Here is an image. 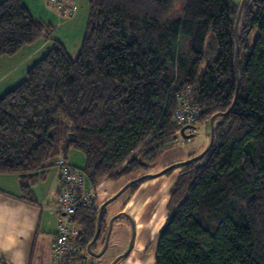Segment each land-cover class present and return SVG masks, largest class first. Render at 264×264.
Masks as SVG:
<instances>
[{
	"label": "trees",
	"instance_id": "trees-1",
	"mask_svg": "<svg viewBox=\"0 0 264 264\" xmlns=\"http://www.w3.org/2000/svg\"><path fill=\"white\" fill-rule=\"evenodd\" d=\"M238 9L232 0H89L79 53L55 41L0 97V173L17 174L22 198L33 202L41 172L58 168V157L67 160L75 149L85 157L79 171L87 187H121L156 167L176 143L187 126L174 116L182 102L200 109L193 129L209 124L230 108L239 80L233 108L215 119L211 149L182 165L170 189L154 264H264V0L244 4L236 65ZM52 30L21 0H4L0 58L50 38ZM104 201L94 192L90 204L76 200L67 215L57 198L59 223L69 216L76 230L73 264H94L87 245ZM106 208L93 250L104 244Z\"/></svg>",
	"mask_w": 264,
	"mask_h": 264
},
{
	"label": "crops",
	"instance_id": "crops-1",
	"mask_svg": "<svg viewBox=\"0 0 264 264\" xmlns=\"http://www.w3.org/2000/svg\"><path fill=\"white\" fill-rule=\"evenodd\" d=\"M3 1L0 0V3ZM21 1L34 17L51 26L61 22L58 15L50 8L51 5H55L64 18L72 17L64 22L66 24L74 20L79 13V11L77 13V6L75 7L72 3L61 5L64 0H47L52 4H46L45 0ZM88 17L86 18L87 22ZM63 27L66 32L72 35V30L68 25ZM79 33L80 30H78V37ZM55 41L63 43L65 48L69 49L60 37L51 36L50 38H40L33 44L23 46L13 56L0 58V97L26 78L30 67L50 51ZM82 43L78 41L74 49L69 52L77 55ZM73 150L70 149L68 152V164L76 170L83 169L85 167L84 155L78 154L74 159H69V153ZM187 156H182L177 161L186 160L189 158ZM166 161L168 162V160ZM163 167H154L148 172H158ZM174 181L171 173L149 178L142 182L132 195L126 196L123 200L122 206H125L123 209L133 217L137 232L134 249L121 264H154L155 253L147 255L152 246V237L149 238L152 221H156L158 217V213L155 214L156 206L166 203L167 196L165 194L169 192ZM85 183L87 186L86 178ZM102 185L97 186L100 189L99 193L102 192L101 195L109 197L123 186L119 187L118 184L112 183H103ZM60 186L59 169L55 165L44 169L31 190L34 201L29 202L22 198L19 176L0 173V264H55L54 244L57 226L63 217L57 206ZM164 195L165 200H162ZM144 215H148V218L146 219ZM160 222L162 221L160 220ZM140 227L143 228L141 232L139 231ZM70 242L73 243V238L70 239ZM95 251L98 252L97 249Z\"/></svg>",
	"mask_w": 264,
	"mask_h": 264
},
{
	"label": "rangeland",
	"instance_id": "rangeland-1",
	"mask_svg": "<svg viewBox=\"0 0 264 264\" xmlns=\"http://www.w3.org/2000/svg\"><path fill=\"white\" fill-rule=\"evenodd\" d=\"M73 1V2H72ZM71 2L69 0H64L61 2L63 6L66 5V3H72L75 7L77 6L79 13L75 16V19L69 22L68 24L64 23L67 22L68 19H71L72 17H66L64 18L57 7L55 5H51V9L58 15V17L61 19L62 25L58 24H52V37H60L67 47V51H72L78 43V41H83L85 32H86V18L88 17V10H89V4L88 0H72ZM236 4H240L241 0H232ZM46 4H52V2L45 0ZM83 12V14H82ZM85 15V16H83ZM64 25H68L70 27V30H72V35L69 32H66L65 28L63 27ZM78 30H80L79 37H78ZM257 37V31H254L252 33V36L250 38V44L253 45L255 39ZM66 47V46H65ZM70 53V52H69ZM71 55H76L72 54ZM194 129L187 128L185 131V136L180 132L179 136L177 138V141L174 145L170 146L167 150H165L159 157L157 161V165L155 168H160V167H166L170 164H173L177 161L180 157L186 156L189 154H199L201 153L204 149L207 148L210 142V126L209 124L202 122V123H196L194 125ZM192 132H194L192 134ZM69 159H74L76 155L81 154L83 156V153L77 150H73L69 153ZM188 157V156H187ZM168 160V162L166 161ZM163 167V168H164ZM181 171V166L177 167L173 170H171V174L174 177V180L177 179L179 173ZM168 173V174H170ZM139 174H144L142 172H138L135 175ZM176 177V178H175ZM125 182H121L122 184ZM175 182V181H174ZM173 182V184H174ZM102 185V184H101ZM103 186V185H102ZM172 187V186H171ZM96 193H97V200L104 201L108 198V196L101 195L102 192L99 193L100 189L95 187ZM171 189V188H170ZM111 193V192H110ZM165 194V193H164ZM101 195V196H100ZM166 197V203L165 204H159L157 207V210L155 214L158 213V217L156 218V221H152V229L150 232V237H152V246L150 247L149 251L147 252V255H153L156 250V237L158 234V231L162 227L161 223L165 222L167 219L168 211H167V204L169 203L170 199V190L165 194ZM165 195L163 196L162 200H165ZM128 196V194H125L123 197L116 198L114 201L110 202L107 205V222L109 223V219L117 214L118 210L122 206L123 200ZM121 202V203H120ZM155 207V206H154ZM116 212V213H115ZM147 213V212H146ZM148 214V213H147ZM155 216V215H154ZM144 217L147 219L148 215H144ZM127 218V217H126ZM123 216L118 217L114 222L112 226V232L110 236V241L108 248L106 252L99 258L93 257L92 255L87 254L88 259L92 260L94 264H111L113 261V257L118 253L122 252L125 248L128 247V244L130 242L131 234H132V225L129 221V219H126ZM160 220L162 222H160ZM164 224V223H163ZM143 228L140 227L139 231L141 232ZM100 243V242H98ZM125 258L121 259L118 261L117 264H121Z\"/></svg>",
	"mask_w": 264,
	"mask_h": 264
},
{
	"label": "built area",
	"instance_id": "built-area-1",
	"mask_svg": "<svg viewBox=\"0 0 264 264\" xmlns=\"http://www.w3.org/2000/svg\"><path fill=\"white\" fill-rule=\"evenodd\" d=\"M200 114V109L195 105H189L184 101L180 108L175 111V119L179 123L192 124ZM56 164L60 172V194L58 201L60 209L67 215H72L75 209L76 200L83 205L91 203L95 187H87L85 177L82 172L72 168L65 156L62 154L58 157ZM76 233L73 229L69 216L65 221L58 225L57 239L54 245V255L56 264H73V258L76 247L70 243V237Z\"/></svg>",
	"mask_w": 264,
	"mask_h": 264
},
{
	"label": "water",
	"instance_id": "water-1",
	"mask_svg": "<svg viewBox=\"0 0 264 264\" xmlns=\"http://www.w3.org/2000/svg\"><path fill=\"white\" fill-rule=\"evenodd\" d=\"M246 0H241L240 4H239V9H238V13H237V17H236V21H235V26H234V35H235V42H236V49H235V64L237 65V56H238V37H237V29H238V24H239V21H240V18H241V14H242V11H243V7H244V4H245ZM238 92H239V80L237 82V88H236V95H235V98L233 100V103L232 105L230 106V108L226 111V112H219V113H216L214 114L210 120H209V126H210V142H209V145L207 146L206 149H204L201 153L193 156V157H190L186 160H183V161H179V162H175L173 164H170L168 166H166L165 168H163L162 170H159L158 172H147V173H144V174H141L137 177H135L134 179L126 182L118 191H116L113 195H111L110 197H108L99 207V210H98V215H97V223H96V231H95V234H94V237L92 238V240L89 242V244L87 245V252L94 256V257H101L107 250L108 248V245H109V241H110V236H111V232H112V226H113V222L115 219H117L118 217L120 216H128L129 217V214L126 213L125 211L123 212H120L114 216H112L109 220V227H108V230H107V233H106V237H105V240H104V244L102 246V248L100 249V251L96 252L95 250L92 249V246L93 244L97 241V239L99 238V235H100V232H101V219H102V215H103V212H104V209L105 207L112 201H114L116 198H118L130 185L138 182V181H141L143 179H146V178H154V177H158V176H161V175H164L166 174L167 172L177 168V167H180L182 165H186L188 163H191L193 161H197L199 159H201L212 147L213 145V141H214V127H215V119L217 116H220V115H226L228 114L231 109L233 108L234 104H235V101L237 99V96H238ZM187 128H190V129H193V126L191 125H187L186 127H184L181 131V133L185 136V131ZM134 240V236L132 237V240H131V243H130V246L128 247V249L118 255L117 257H115L113 259V261L111 262V264H117V262L119 261V259L127 256L131 249H132V242Z\"/></svg>",
	"mask_w": 264,
	"mask_h": 264
},
{
	"label": "flooded vegetation",
	"instance_id": "flooded-vegetation-1",
	"mask_svg": "<svg viewBox=\"0 0 264 264\" xmlns=\"http://www.w3.org/2000/svg\"><path fill=\"white\" fill-rule=\"evenodd\" d=\"M125 206H122L121 207V209H119V211H117L118 213H120V212H123V211H125L123 208H124ZM126 212V211H125ZM116 213V212H115ZM117 213V214H118ZM126 213H128V212H126ZM129 214V213H128ZM116 215V214H115ZM124 218H126V219H129V221H130V223H131V225H132V234H131V238H130V242H129V244H128V247L130 246V243H131V240H132V237L134 236V240H133V242H132V249H131V251H130V253L127 255V256H129L130 254H131V252L133 251V249H134V244H135V239H136V232H137V230H136V222L134 221V219H133V217L129 214V217L128 216H123ZM110 220V219H109ZM116 220V219H115ZM114 220V221H115ZM108 227H109V223H108ZM106 237V236H105ZM128 247L127 248H125L122 252H119V253H117L115 256H114V258L115 257H117L118 255H120V254H122V253H124L127 249H128ZM127 256H125V257H123V258H126ZM113 258V259H114ZM123 258H121V259H123ZM121 259H119V260H121ZM118 263V262H117Z\"/></svg>",
	"mask_w": 264,
	"mask_h": 264
},
{
	"label": "clouds",
	"instance_id": "clouds-1",
	"mask_svg": "<svg viewBox=\"0 0 264 264\" xmlns=\"http://www.w3.org/2000/svg\"><path fill=\"white\" fill-rule=\"evenodd\" d=\"M187 125H193V123L192 124H187Z\"/></svg>",
	"mask_w": 264,
	"mask_h": 264
},
{
	"label": "bare ground",
	"instance_id": "bare-ground-1",
	"mask_svg": "<svg viewBox=\"0 0 264 264\" xmlns=\"http://www.w3.org/2000/svg\"><path fill=\"white\" fill-rule=\"evenodd\" d=\"M83 172V171H82ZM85 173V172H84Z\"/></svg>",
	"mask_w": 264,
	"mask_h": 264
}]
</instances>
